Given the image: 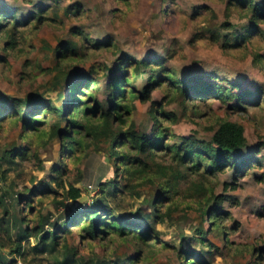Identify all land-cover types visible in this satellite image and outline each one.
I'll return each instance as SVG.
<instances>
[{
  "label": "rangeland",
  "instance_id": "1",
  "mask_svg": "<svg viewBox=\"0 0 264 264\" xmlns=\"http://www.w3.org/2000/svg\"><path fill=\"white\" fill-rule=\"evenodd\" d=\"M226 2L0 0L4 9L14 12L6 23L19 22L11 32L16 39L13 47H9L5 35L0 34V56L5 59L0 62V95L25 98L32 93L42 94L51 104L58 106L57 93L65 87V81L56 82L61 75L57 72L58 68L87 71L92 65H106L109 69L105 72L106 76L98 78L95 92L105 107L109 99L107 83L111 79V69L124 55L163 62L164 67L181 81V86L198 82L216 83L235 93L260 89L261 101L256 105L243 103L242 107H237L234 106L238 101L235 99L191 96L184 109L179 99L164 106L165 110L173 111L175 120L161 119L165 129L161 143L179 144L183 137L210 141L219 120H232L243 126L246 137V146L235 152L233 159L239 162L249 158L251 161L240 170L234 164L226 165L222 170H213L211 166L202 164L199 171H190L179 179H175L171 172L163 174L158 170L150 176L146 175L140 186L133 190L119 192L111 206L126 213L136 208L150 212L151 200L157 194L160 183L169 187L167 194L177 205L169 218L156 223V229L161 234L159 239L164 242H156L145 257L135 264H190L191 261L193 264L199 261L206 264H264V63L257 64L253 55L255 52L264 55V35L254 36L240 47H223V36L240 33V26L245 22L234 13L230 15ZM39 11L48 18L37 24L32 17ZM228 15L234 25L230 31L223 29ZM30 17V22H24ZM260 27L264 33V24ZM198 31H202V34ZM213 32L220 33L218 42L208 39ZM61 41L74 44L73 58L69 59V55L63 59L57 58L55 49ZM146 77L147 73L140 75L135 85L141 88ZM163 85L152 91L151 99H163ZM134 105L132 119L139 130L152 127L153 121L148 113L150 100H135ZM26 107L28 110L29 106ZM41 129L46 130V125H41ZM20 130V122L14 125L7 123L0 131V149L5 144L23 145V142L17 141ZM44 140L33 145L25 159L17 158L14 164H4L3 167L8 170L5 178L0 179L2 199L6 198L5 191L10 184L15 191L23 193L25 188H34L39 181L49 180L53 173L51 168L61 162L60 145L57 138L43 143ZM106 145L102 140L97 146H90L78 161L74 154L61 175L66 184L72 183L81 188L84 197L81 199L84 202L82 207L99 195L101 183L114 179L121 189L125 181L121 174L116 175L119 172H115L108 161ZM155 159L171 169L175 168L170 163L171 156H163L159 150L148 158L149 161ZM188 181H194L199 189L204 187L213 191V196H209L208 200L202 199L206 202L204 212L198 204L201 198L198 188H188ZM68 204L73 205L74 202L68 200ZM47 206L55 211L49 203ZM215 207L214 215L219 217L216 232L211 229L212 219L208 216ZM1 217L0 209V251H7L13 246L16 233L12 232L10 241L7 229L1 225ZM128 218L133 220L130 215ZM134 220L142 226L141 220ZM200 226L204 228V238L212 247L199 241L196 229ZM114 237L82 240L73 230L71 237H67V243L76 247L77 256L96 253L109 257L108 262L115 255L135 256L133 241ZM33 245V238L23 240L22 253L15 256L17 264H61L60 259L65 251L38 252L30 249ZM184 253L187 255L182 259Z\"/></svg>",
  "mask_w": 264,
  "mask_h": 264
},
{
  "label": "trees",
  "instance_id": "2",
  "mask_svg": "<svg viewBox=\"0 0 264 264\" xmlns=\"http://www.w3.org/2000/svg\"><path fill=\"white\" fill-rule=\"evenodd\" d=\"M226 4L230 15L234 13L238 19H244L245 22L240 26V33H227L223 36V47L224 45L240 47L252 37L264 35L260 27L264 24V0H227ZM13 15V11L0 5V34L5 35L9 47L16 43L11 32L16 29V24H19L16 20L11 25L6 23ZM42 16L39 11L32 18L38 24L48 18L47 15ZM229 18V15L226 16L223 22V29L228 31L234 28ZM29 20L31 17L24 22ZM198 32L202 34V31ZM219 38L218 32H213L208 37L215 42H218ZM74 48V44L61 41L55 49L57 58L63 59L69 55L70 59L71 54L75 53ZM253 55L257 64L264 63V55L258 52ZM119 58L116 66L111 69L112 75H107L111 79L107 83L109 99L105 107L101 105L95 92L98 89V78L106 76L105 72L109 69L106 65L100 67L92 65L87 71H77L75 68L59 70L56 65L57 72L61 73L56 82L65 81V87L57 93L58 106L51 104L42 94L32 93L25 98L0 95V131L7 123L14 125L20 122L21 130L17 141L23 142V145L5 144L0 149V179L5 178L8 170L7 167H3L4 164H14L17 158L25 159L30 148L44 140L43 137L46 138L43 143L50 138L58 139L61 156V162L51 168L53 173L49 180L39 181L37 187L25 188L23 193L15 191L10 184L5 191L6 198L0 197L1 225L7 229L10 241L12 232L16 233V239L12 241L13 246L7 251H0V264H17L15 256L22 253V242L28 238L35 240V245L30 247L34 251L49 253L58 249L65 251L60 259L61 264H135L138 259L145 257V253L156 242H164L159 239L161 234L156 229V223L169 218L177 205L167 194L169 187L160 183L157 194L151 200L150 212L136 208L126 213L111 206L119 192L133 190L140 186L146 175L150 176L158 170L163 174L171 172L175 179H179L190 171H199L202 164L206 167L211 166L213 170H222L224 166L233 164L240 170L250 164L249 158L239 162L233 159L235 152L246 146L244 128L240 123L219 120L210 141L183 137L179 144H166L161 143L160 139L165 130L161 119L175 120L173 111L165 110L164 106L178 99L183 109L188 106L191 96L200 99L208 96L219 97L222 100L235 99L238 101L234 106L242 107L243 103L259 104L262 94L260 89L235 93L216 83L198 82L181 86V81L157 59H137L128 55ZM3 61L4 57L0 56V62ZM143 73H147L146 81L138 88L135 81ZM162 84L165 92L163 99L160 101L151 99L152 91ZM135 100L141 102L150 100L148 113L153 123L147 130H139L132 119ZM26 106H29L28 110L25 109L28 108ZM94 119L96 121H93ZM43 124L46 125V130L41 129ZM102 140L107 144L105 152L108 161L112 163L114 171L119 172L116 175L121 174L120 177L125 181L121 189L114 179L101 183L99 195L82 207L84 202L79 201L82 197L81 188L72 183L66 184L61 175L65 173L68 161L74 154L75 160L78 161L90 146H97ZM155 150L161 151L163 156H171L170 163L175 168L171 169L156 159L149 161L148 158ZM186 184L188 188H198L194 181H188ZM59 189L62 190L61 193ZM197 190L201 194L198 204L204 212L206 202L202 199L208 200L209 196H213V191L204 187ZM68 200H72L74 204H68ZM220 202L221 199L218 200L217 206ZM47 203L52 206L54 212L48 208ZM216 209L217 207L212 209L208 215L212 219L211 229L215 232L219 229V217L217 214L214 215ZM129 215L133 220L128 218ZM134 218L141 220L142 226L135 223ZM73 230L78 232L82 240L113 239L116 235L124 241H133L136 247L135 256L115 255L109 262L107 261L109 257L96 253L77 256L76 247L67 243V237H71ZM196 233L202 244L212 247L204 238L203 227H198ZM186 255L184 253L182 259ZM206 263L199 261L197 264ZM190 264H193L192 261Z\"/></svg>",
  "mask_w": 264,
  "mask_h": 264
},
{
  "label": "water",
  "instance_id": "3",
  "mask_svg": "<svg viewBox=\"0 0 264 264\" xmlns=\"http://www.w3.org/2000/svg\"><path fill=\"white\" fill-rule=\"evenodd\" d=\"M84 197H81L80 199H79V201H81V199H83Z\"/></svg>",
  "mask_w": 264,
  "mask_h": 264
}]
</instances>
